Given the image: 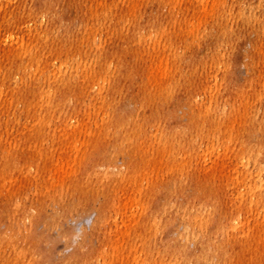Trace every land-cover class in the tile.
Here are the masks:
<instances>
[{
  "label": "rangeland",
  "instance_id": "374dc122",
  "mask_svg": "<svg viewBox=\"0 0 264 264\" xmlns=\"http://www.w3.org/2000/svg\"><path fill=\"white\" fill-rule=\"evenodd\" d=\"M263 128L264 0H0V264H264Z\"/></svg>",
  "mask_w": 264,
  "mask_h": 264
},
{
  "label": "bare ground",
  "instance_id": "6f19581e",
  "mask_svg": "<svg viewBox=\"0 0 264 264\" xmlns=\"http://www.w3.org/2000/svg\"><path fill=\"white\" fill-rule=\"evenodd\" d=\"M25 54H26V52H23V53L17 55L16 58L14 59V61H13V63L15 62V63L18 64V69L19 70L25 68L24 66H25V62L26 61H25V58L23 57ZM32 60L34 61L35 58L33 57ZM30 63H31V61H30ZM11 65H13V64H11ZM26 67H28V65H26ZM78 70L79 69L72 70V71H66L65 73H62V71L60 69L58 73H57V71L54 72V75H57L59 77V81H57L58 83L54 85V88H55L56 92H59V93H56V95L59 96L58 100L59 101L61 100L60 102H68V100L70 98L69 93H72V90L75 88V86L77 85V82L79 81V78H78V73L79 72H78ZM79 84H82V81ZM78 87L79 86H77L76 88L78 89ZM78 95H80V94H78ZM82 97H83V95H82ZM119 124H120V122H118V125ZM263 132H264V128L262 129L261 134H263ZM254 134H257V131H254ZM250 135H252V133ZM263 144H264V135L261 138L257 139V145L261 146V148H262L264 146ZM104 166H107L108 168H112L110 163H105V164L99 163L98 164V167H104ZM215 170H218V169L215 168ZM154 193L155 194L152 195L153 196L152 199L154 198V200H153V203H152L151 212L156 214V215L160 214L161 217H164L165 220H166V224H165V226L162 229L160 227L156 226L155 230H156V233L160 234L162 239L165 241L166 239H169L170 237L176 236L179 233V229L177 228V224H178L177 222H178L179 219H180V221L182 220L183 222L188 223L187 221H189V222L191 221V216L187 215L185 213V211H183L184 209L182 211H178L177 210L178 212H176L175 214H172V212H171L173 210L172 206H171V211H169V210L166 211L165 208H164V203L165 202H164V199L162 198L160 192L158 191V192H154ZM175 193H176V191H175ZM174 206H176V205H174ZM160 209H161V211H164V215L161 214ZM177 209H179V208H177ZM19 211H20V213H23V211H21V210H19ZM39 218H40V215H38L37 217L33 216L32 217V219H33L32 220V225L35 224V221L38 220ZM59 222H61V221H59ZM58 229H59V227H58ZM219 231H220V228H218V222L216 221L215 217H213L212 219L207 220L206 223H205L204 228L201 231V233H202L201 236L193 238L194 242L196 243V251L194 253H192L190 255V257H192L193 259H197V258L206 259L207 258V243H206V240H207V238H208V236L210 234L218 233ZM73 236L74 235L71 233V231L69 229H67V231L63 230L60 234H58V236L57 235L56 236H54V235L53 236H45L42 233H39L37 231L36 227L35 228L32 227L30 232H26L25 240H28L29 244H31V241H32V243L37 244L36 245V250L33 251L32 256H37L38 253H41V255L44 257V260L41 263L39 262V264H47L49 261H52L51 260V251H52V248L54 247L55 240L58 239V238H61V239L67 240V241H72ZM188 242L189 243H193L192 239L190 240L189 238H188ZM186 247L187 246L185 245L183 248H186ZM222 248H223V243H221L219 245V249H222ZM74 256L72 255L69 259L71 261H74L76 259V257H74ZM91 257H93V256L90 255L88 259H90ZM77 260L78 259L75 260L76 264H77Z\"/></svg>",
  "mask_w": 264,
  "mask_h": 264
}]
</instances>
